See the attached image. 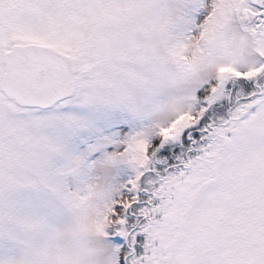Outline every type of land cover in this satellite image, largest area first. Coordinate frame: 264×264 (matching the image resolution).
Returning a JSON list of instances; mask_svg holds the SVG:
<instances>
[{"label":"rangeland","instance_id":"rangeland-1","mask_svg":"<svg viewBox=\"0 0 264 264\" xmlns=\"http://www.w3.org/2000/svg\"><path fill=\"white\" fill-rule=\"evenodd\" d=\"M259 9L250 0H0V80L15 44L79 63L78 91L53 108L21 107L0 89V264H264ZM235 94L222 133L216 126L198 143L202 115ZM182 146L186 168L172 178L159 167ZM127 211L140 218L130 234Z\"/></svg>","mask_w":264,"mask_h":264},{"label":"water","instance_id":"water-1","mask_svg":"<svg viewBox=\"0 0 264 264\" xmlns=\"http://www.w3.org/2000/svg\"><path fill=\"white\" fill-rule=\"evenodd\" d=\"M251 2L264 7V0ZM3 58L0 89L21 107L51 108L77 90V60L63 51L47 45L15 44Z\"/></svg>","mask_w":264,"mask_h":264},{"label":"trees","instance_id":"trees-1","mask_svg":"<svg viewBox=\"0 0 264 264\" xmlns=\"http://www.w3.org/2000/svg\"><path fill=\"white\" fill-rule=\"evenodd\" d=\"M215 84H216V80H212L211 84L206 85L205 87H203L202 89H200L198 91V97L200 98L199 101H201V103H202V104L201 103L199 104V107H201L203 105L204 101H206V103H208L207 100H206V97L208 96V94H210V92L212 91V88L215 86ZM254 87H255V85L253 83H251V82L248 83V85L246 86V88L242 92V95L245 94V96L246 95L249 96L254 91L253 90ZM235 95H236V97H234L232 99H229V101L227 100V102L224 103V104H222L220 107H219V105H216V107H218V110H219L217 114L213 115V114H210L209 113L208 115L207 114L202 115V118L198 122V125L196 127L197 129L194 131V134H193L195 136L194 138L197 140L198 143H201L202 142L201 144H204L203 143L204 141H206L207 139H211V137L208 136V134H207L210 131L209 124H211V123H215L217 125V127H218V132L222 133L221 132L222 131L221 129L225 128L223 123L227 119V116L225 115V112L227 110H229V109H232V106H230V105L233 104V103H235V101L237 99H239V97H240V96H238L239 94H235ZM239 104L240 103L238 101L237 104H236V107L239 106ZM217 136H218V134H217ZM212 138H214V137H212ZM184 141L186 143L188 142L187 140H184ZM185 144H181V145L184 146ZM201 144H199V145L201 146ZM183 146H182L183 149L181 150V152H180V150L176 154L170 152L171 158H168V160L170 161V163L168 165H165V166L164 165L163 166H160L159 168H160L161 171H164L165 167L167 166L168 169H169L168 171H171L172 172L173 170H175L176 168H178V163L179 162H182L183 160H185L186 159V156L188 154L190 155V153L188 151L184 150V148L186 146L185 147H183ZM179 152H180V154H179ZM178 154H179L178 157H180L179 160L175 159V157ZM179 169L180 170H184V167L182 166ZM151 176L153 177V175H150L148 177L149 178H152ZM141 194H142V192L139 193L140 198H142L143 196H145V193L143 195H141ZM127 210H129V208ZM126 220H130L131 221V224H127V228H128L127 229V234L128 233L130 234L132 232L133 228H134L133 226L137 222V218L133 214H130L127 211V213H126ZM136 242L138 243V241H136Z\"/></svg>","mask_w":264,"mask_h":264},{"label":"flooded vegetation","instance_id":"flooded-vegetation-1","mask_svg":"<svg viewBox=\"0 0 264 264\" xmlns=\"http://www.w3.org/2000/svg\"><path fill=\"white\" fill-rule=\"evenodd\" d=\"M256 6V4H254ZM260 9L258 11H255V10H252V17H253V20L256 21L257 23V28L258 29H261V27H264V7L260 6V5H257ZM157 177V176H156ZM155 201H158L157 199L154 200V203H156ZM148 203L147 200L145 199H142L141 200V203ZM147 206V205H146ZM144 218V217H142ZM142 220V219H141Z\"/></svg>","mask_w":264,"mask_h":264},{"label":"bare ground","instance_id":"bare-ground-1","mask_svg":"<svg viewBox=\"0 0 264 264\" xmlns=\"http://www.w3.org/2000/svg\"><path fill=\"white\" fill-rule=\"evenodd\" d=\"M78 91V90H77Z\"/></svg>","mask_w":264,"mask_h":264}]
</instances>
